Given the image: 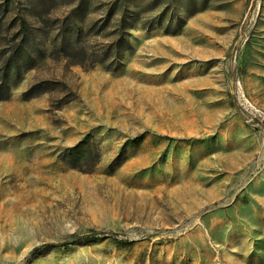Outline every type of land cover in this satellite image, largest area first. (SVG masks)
Here are the masks:
<instances>
[{
    "label": "rangeland",
    "instance_id": "obj_1",
    "mask_svg": "<svg viewBox=\"0 0 264 264\" xmlns=\"http://www.w3.org/2000/svg\"><path fill=\"white\" fill-rule=\"evenodd\" d=\"M22 49L0 264H264V0H0Z\"/></svg>",
    "mask_w": 264,
    "mask_h": 264
},
{
    "label": "trees",
    "instance_id": "obj_2",
    "mask_svg": "<svg viewBox=\"0 0 264 264\" xmlns=\"http://www.w3.org/2000/svg\"><path fill=\"white\" fill-rule=\"evenodd\" d=\"M10 1V0H6ZM41 2H45L46 0H39ZM21 25H25V21H21ZM10 62H12L9 66L7 71H5L4 77L0 80V99L2 97H6L8 95L9 89H10V82L11 84L15 83V81L18 79L21 71V65L23 67L31 68L35 60L30 57V54L26 50L15 51L12 56H10ZM40 93V85H34L31 87L30 91L28 92L29 95H36ZM86 240H91L95 238V235H86L83 236ZM67 243H61V244H43L40 247H36L33 249L32 253H35L36 251L40 249H46L50 247H64Z\"/></svg>",
    "mask_w": 264,
    "mask_h": 264
},
{
    "label": "bare ground",
    "instance_id": "obj_3",
    "mask_svg": "<svg viewBox=\"0 0 264 264\" xmlns=\"http://www.w3.org/2000/svg\"><path fill=\"white\" fill-rule=\"evenodd\" d=\"M22 159L23 158H21V157H6V156L1 157L2 161H7L9 163L21 162V161H23Z\"/></svg>",
    "mask_w": 264,
    "mask_h": 264
}]
</instances>
